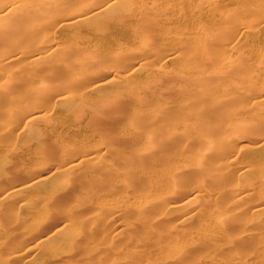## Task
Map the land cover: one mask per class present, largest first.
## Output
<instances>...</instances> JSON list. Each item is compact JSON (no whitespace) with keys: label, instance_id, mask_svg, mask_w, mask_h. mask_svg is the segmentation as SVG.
Segmentation results:
<instances>
[{"label":"rangeland","instance_id":"obj_1","mask_svg":"<svg viewBox=\"0 0 264 264\" xmlns=\"http://www.w3.org/2000/svg\"><path fill=\"white\" fill-rule=\"evenodd\" d=\"M102 1L107 2L108 0H102ZM163 1L168 2V0H158L157 3L158 2L161 3ZM170 1L172 6H176L175 4H177L176 2L177 0H170ZM189 1H190L189 6L191 4L193 6L195 4L199 5L202 2L207 5L213 2L214 0H189ZM223 1L225 3L218 6L219 9L217 10V13L219 15L226 16L230 14L231 9L236 8L242 10V8L244 7L243 0H223ZM136 2L139 4L142 3L141 5H143L145 2V5H147L152 1L148 0L147 2V0H136ZM179 2L180 1H178V3ZM259 3H261L262 6H264L263 5L264 0H262ZM149 5H152V3H150ZM191 7L189 9H191ZM263 9L260 10L259 12L258 11L256 12L253 11L254 10L253 7L252 13H250V15L249 14L245 15L246 17L243 15L242 20L256 23L260 19L261 22L263 20V17L259 15H261L260 12H262ZM177 10L181 14L177 13V11L170 13L167 10L163 9L164 13L166 14V17L164 16L165 20L164 17H162L161 18V20L163 19L162 21L160 20L159 22L153 24V26L157 28L158 32L156 34V37L151 38L152 43L150 45V48L149 47L148 49L145 48L146 50L140 48L139 44L141 38L149 37V36L147 34H143L142 36L137 34V32H139V29H138V24L135 21L128 22V25H130V28L132 29V32L135 34V36L134 37L132 36L131 38H124L117 32V30L113 28L111 29L105 28V23L107 21L106 19L108 18V16L107 14H103V13L99 14L96 18H94V20L92 19L90 23L83 25L81 24L76 28L67 29L66 32L64 31L58 32L59 27H56L57 31L54 29L56 31L55 38L59 42L60 49L64 53L70 55L73 52L77 53L76 56L72 57L68 61L69 64L68 66L73 69H76L74 66L75 64L74 62H76L80 58L87 56L88 54H92V57H94V55L95 57H98L99 50L96 48V44L102 39V35H104V37L108 39L106 46H108L110 52L115 51V49L121 45H125L129 48V53L125 54L122 58L117 60L110 59L106 61L112 64L115 62L116 67L118 68L119 72H121L120 75H127L134 72V68L137 67V65L134 64L135 59L133 58V55L137 53L140 54L141 56H144L145 54V56H148V59L150 61L147 64L140 67L138 69L139 71L136 72L135 80L139 82V84H137V82L135 81H131V82L119 81L117 83L115 82V84L112 85L111 87L108 86L107 88H105V90L99 93L91 94L86 98H84L85 100L83 101V103L84 104L86 103L83 107L84 111L82 110V108L81 111V110H76L74 107H81L78 106L77 103L82 102V100L80 99V95L86 92L87 90L84 89V87H80L81 86L80 83H72L71 85L69 82L70 77H65V75L59 77L57 81H54L52 83L53 86H55L57 89H64L65 86L70 85L71 88L69 89V91L66 92L65 96H67L68 99H66L65 101L64 100L59 101L58 100L59 98H57L56 96H51V98H49L50 100L48 99L45 102V109H44L45 115H47L49 120L52 122L49 123L50 125L48 127L46 126V124H44V122H40L39 124H36L34 127H26V118L24 117L22 119L11 121L10 128L8 129L6 134H4L2 132V127H4L5 125V120L4 118H0V213L2 212L1 214H3L0 215V246H1L0 264H264V252L262 251V249L264 248L260 247L263 246V244H261L260 246L258 244L256 245V240L251 237H248L250 234L245 231L248 234L247 235L241 229V224L238 223H237L238 225L232 224L221 230L216 228L217 226L215 222L221 211L220 209L225 206V203L228 204L229 201L227 200L230 197L229 195L227 196L228 198L224 197L226 194L224 195L223 193L221 195L220 192H222V190L220 189V191H218L219 189L217 190L214 189V186L211 183L209 184L208 182L207 184H204V187H202L203 188L202 189L201 186L203 185L199 184V181L201 179L200 178L201 174L199 173L200 175L198 174L193 175L198 171L196 170L195 172L194 167H193L194 170H191L192 169L191 165L189 166V168L187 167L188 169L186 168L187 170L185 169L186 172L183 171L185 172L184 174L182 173L184 176H182L181 174L182 178L183 177L185 178L182 179L180 176L181 180L179 179L180 182L186 181L187 183V187L185 186L186 185L185 184L183 185L184 186L183 189L188 188L184 190V192L186 191L184 193L183 191H181L183 187L182 182L180 183L181 187L179 188V190L181 192L179 191V193H181V196H182V192L183 194H185L183 195L182 197L183 199L181 198V200L183 202H186V205H189V207L186 206L188 208L186 207L184 208V211L182 210L183 213L188 212L187 214L188 215L187 217L189 218L188 222L185 225H183L184 228L181 226L184 232L187 233L188 240L183 241L177 239V241L167 244L166 242L169 239L170 240L174 239L173 237L165 238L167 232L168 230L171 229V226H173L174 224L176 226L177 222L174 221H176L177 218L183 214L182 211L179 210L181 212L177 213L178 211H175L176 213H174V211L168 210V207L165 205V201L163 203L164 205L161 203L163 202V200H165L164 199L165 194L162 195L163 193H159V192L157 193L154 190L158 196L156 198L155 197L156 193L154 194L152 190L147 191L146 189L147 187L144 188L146 191L143 190L142 188L144 186H141L143 184H141L140 180L138 179L139 177L136 174L130 173L128 175H123V172L124 174L127 172L126 167H128L127 165L128 163L126 165L123 164L124 163V160L122 162L123 156L120 153L117 154L116 152H114L112 148V147H116L113 144L114 142L113 143L111 141L109 142L106 139V141L111 143L112 146L109 143L104 145L105 139L101 138L104 137L105 135L110 136V134L117 137L122 136L121 137L122 139L123 138L126 139V140L123 139L122 143L119 142V144H121V147L123 149L124 148L127 149L126 150L127 152L129 151L135 152L140 150L139 147L130 145L133 142L130 139L131 136L128 135V131L134 128L133 117H135V115L137 114V112L135 111V107H137L138 104H136L137 98L135 97L134 93L137 92L147 93L148 95L145 94V97L152 104H154L159 100L160 95L153 96L152 92H148L146 90L149 87L148 82H151L152 80L150 76L156 75L158 73L159 65L163 64L164 63L163 60L165 59V57H167L165 56L166 53L169 54L171 53V51H174V47L177 48V50L176 48L175 50L177 52H180V55L183 47L184 48L186 47L187 50L188 47L187 44L183 46L178 42L179 39L178 37H181V35L178 36L179 35L178 33L179 32L180 34L185 33V35H187L188 38H190L188 32H190V34L191 32L193 33V31L189 29L190 23L193 24V21L195 20L196 21L198 20L200 21V19L202 20V17L199 16L196 17L195 16L196 13L194 11L193 12L195 14L192 11L190 12L187 8L182 11L181 10L179 11V8ZM187 11H189V13L193 16L192 17L190 16L188 18L187 16H189V13L186 15ZM262 13L264 15V11ZM60 16L61 13L56 14L54 18L53 17L51 18L53 19V21H57ZM182 16L183 19L181 21ZM186 19L187 20L190 19L191 21L189 20L190 22H188ZM204 20H206V18H204ZM196 21L194 23H196ZM260 22H257L256 24L254 23L252 24L257 26V24ZM54 30L49 29V34L47 33L48 30L45 31L46 33L45 36L46 35L53 36L55 33ZM175 32H178L177 33L178 35L177 34L169 35V33H175ZM176 35L177 38H174ZM238 37L236 38L238 39ZM179 44L181 45V47ZM191 46L192 45H189L188 47L189 52H185L186 50L184 51V49L183 51L186 53V55L187 53H189V58L190 57L192 58L188 59V61L193 59L192 60L193 63L192 61L188 62L187 63L188 67H187V65L184 63L185 59L183 58V56L179 58L180 60L171 61L166 65V69H165L166 76L164 75L163 78V88L172 86V84H175L177 88H180L179 90H174V91L163 90L164 102H168L170 107L176 114H180V107H181L180 104L181 102L184 103V100L187 99H188L187 101L188 115H191L192 113L198 111V108L193 106V101L191 99L192 97H194V95L188 94V92L191 91L189 90L191 86H189L190 82L188 81V78H186V75L189 74H193L194 77L196 76L194 73L196 71L197 63L195 61H197V59L195 58H197L198 56L193 58V54L196 55V51L194 47ZM11 48L13 47L12 46L10 47V44H5L0 46V54H2L1 56H3V52H5L4 54H8L9 52H11L12 51ZM180 48L181 50L178 51V49ZM190 48L192 50L191 53H193L192 55H190L191 54ZM239 53L242 55L240 56L242 57L241 61L244 59L243 62L245 63V67L248 68V70L242 76H245L244 78H246L247 76H248L247 78H249V76L254 77L253 79L254 80L256 79L257 84L255 83L254 87H252L249 90V92L247 91L248 94L242 93L241 95L235 97V100L232 103L235 104L236 102H238L241 103V105L244 104V106L248 105L249 107L251 105H254V103L256 102L258 103L257 104L258 108L261 110L262 108H264V65H263L264 61L263 62L260 61L259 58H260V54L264 53V32L261 33L259 36H256L255 40H251L249 42L242 41L239 44L235 53L234 51L231 52L224 48L219 50L218 55L221 57L222 62H225L230 58H232L233 60L236 56L239 55ZM28 60L29 58L27 56L22 57L19 65L27 62ZM166 61L167 59L165 60V62ZM241 61L240 63L244 65L243 62ZM106 62L103 63L102 61L93 62V64L89 66L90 68L89 70L93 72H91V76L87 78V80L91 78H93L94 80L103 79L99 81L100 83L104 82V80H107V78H109V74L107 75V77L101 78L104 75L103 73L104 68L102 67ZM194 63L195 66L193 65L191 68V65ZM132 64H134V66H132ZM60 66L64 67L62 64H60ZM75 71H77V69ZM45 72L46 69L44 67H41L32 76L33 78L30 81L32 85L31 88L32 90H35L36 88L35 85L37 84V82L41 80L42 76L45 75ZM238 76H239L238 73L231 74L226 78L225 82H222L223 85L221 87H219L220 83L217 84V82L219 81H214L213 83H210V88L216 89L217 86L219 88H222L224 86L227 90L232 91V86H231L232 80L238 78ZM172 77L174 78L172 79ZM16 84L17 86L12 88L11 90L12 95L16 97L18 100L23 102L25 101L23 92L26 89L23 88V86L20 83L16 82ZM117 91L123 94L122 98L124 100V103L121 104V106H119L118 108H116L115 111H111L107 115L109 121V127L106 128L104 131H99V132L94 131L91 127H86L88 119L94 116L93 114L96 115L99 113L98 111L92 112L91 107L94 106L97 102L104 100L108 96L114 97L115 96L114 93ZM193 91L194 90H192V92ZM214 94L217 93L214 92ZM45 98H47V96H45ZM40 105L43 106V103H41V101H40ZM0 107L2 108V110L5 111L12 108L11 106L8 105H5L4 107L2 106ZM143 110L146 111V114L149 113V111L147 109L145 110V108L144 109L142 108V111L141 110L140 111L143 113ZM21 111L22 113H24L26 111H29V108H26V105H24ZM141 112H139L138 114H142ZM146 114L143 113L142 115L145 116ZM159 116H161V112L159 113ZM261 116H259L258 119L256 118L255 121L252 120L253 122L250 123L249 125H252V127H259L261 129H264V127H262V125L264 124V115L263 117ZM238 117H245L246 119H248L249 117H251V114L248 113L246 110H243L241 111V113L239 112L235 114L232 118L236 120L238 119ZM214 120L215 118L212 117L210 121L213 122ZM228 120L229 119L221 118L217 120V123L219 124V126H222L227 124ZM187 124H193V119L190 116L187 117ZM215 124L213 122L212 124H210L209 128L215 127L216 126ZM147 125H150L151 127L158 126V125H154L150 121L147 122ZM258 132H260V130ZM258 132L257 133L252 132L249 135L240 134L234 136V137L237 136L238 139L234 138L237 141V143L233 144V147H230L231 150L233 149L234 152L235 151L238 152L239 150L242 149V147L245 146V149H242L240 151L241 152L239 156V158H241L240 161H244V157L251 154L250 149L256 144L253 141H255L261 136ZM139 133L140 136L142 137L146 136V133L144 135V132L139 131ZM73 134L78 135L79 140L77 141H80L79 143L83 144L88 148L93 146V147H97L98 149L99 148L98 146H100V148L91 155L92 161H90V166L84 168L86 170L83 169L82 174L83 173L85 174L86 172L83 181L85 180L86 177H87V181L89 179L91 180V178L95 180L97 177L99 176L101 177V175H97L95 173L100 174L102 168L100 169L93 166L92 169V164L100 165V163H102L101 165L104 164L103 166L105 167L107 165L106 163L108 164L113 163L115 164V166H119L117 167L119 171L121 170L120 168H123L125 170L123 169H122L123 171L121 170L122 174L121 173L116 174L118 170L115 172V174L112 173L114 171L112 172L109 171L110 174L112 173L113 175H117V176L114 177L111 174V176L113 177L111 178L109 177L110 182L109 180H107L105 185H100L102 186V188L100 186L97 188V186L92 185L94 186L93 188L91 185L88 184L91 181L90 182L85 181L87 184L84 182L86 184L85 185L86 187L84 186V183L82 185L83 187L81 186L83 181L81 183L76 182L75 187H73L75 191L73 190L70 193L72 196L75 195L73 198L74 200L71 202L72 200L71 199L70 200L71 203L67 202L65 203L66 205L57 204L60 207V208L58 207V209H62V210L64 209L70 211V213L71 211L72 212L74 211L73 212L74 215L69 217L66 216L67 218L65 216H64L65 218L63 216H62L63 218L60 216L62 219L59 217L56 218L50 217L48 218L49 220L42 221L41 218L45 215L44 213H42L43 211L42 208L44 210L45 208L42 201L40 202L42 198L40 199L39 197H43L45 200L47 199L51 200L52 197L51 196L49 197L51 193L48 192L52 191L56 187H57L56 190H58L60 182L64 178L63 175L64 167H60L59 170L57 169L61 165V163L64 162L65 160L63 159L61 153H59V150L62 147L72 148L73 146H75L74 144H76L75 143L76 140L74 138L75 135L72 136ZM129 141H131V143H129ZM186 143L188 142L182 144L181 147H183L184 145L185 148V146H187ZM107 145H109L110 148L109 146L107 147ZM16 146H25V149H28L26 151L25 158L22 157V159L20 160L18 159L19 157L13 156V151ZM105 146L109 149L112 148L111 153L109 152L110 150L109 151L105 150L104 153L105 154L107 153L106 155L102 152ZM247 146H249V149ZM42 147H44L43 151L45 155H47L48 157L47 156L43 157L42 155L32 156L31 150L34 151L37 148L40 149ZM188 147H189V143H188ZM172 148H175L174 145ZM176 149L177 148H175V150ZM173 150L174 149H172V151ZM181 150L182 149L179 148V151H176V154L173 153L175 151H173L172 153L174 155H177ZM108 152L110 153L109 155ZM192 154L195 155V153ZM29 158L30 160H28ZM9 161L11 162V164H9L10 163ZM121 164L124 166H122ZM152 164L155 165L154 162ZM152 164H148L150 165L149 166L150 168L151 166H153L154 168L157 165L156 164L154 166ZM158 166H156V168ZM139 167L142 170L141 166H137V168L135 167V170L134 169L133 170L136 171V173H140L141 171H139L138 169ZM160 167L161 165L159 166V169ZM150 168L148 169L149 171L152 170V168L151 169ZM128 170L130 171L129 167ZM105 172L109 173L107 172V170ZM158 172H160L159 176L160 179H162L163 173L160 170H158V168L153 170L152 172L151 171L149 172L150 173L149 175H151L150 178L152 177L153 179L152 174L156 177L158 175ZM191 172L193 174H191ZM101 174H103V170ZM53 176L55 178H52ZM42 177L49 179H47L41 186V189L39 190L40 194L39 193L37 194L36 200H34L36 197L32 196L31 192L20 193L21 196L17 195L16 197L9 192L11 188L12 180H14V182H25L32 178H42ZM198 177L199 180H197ZM51 178L52 180H50ZM231 178L229 179L231 180L232 183L229 181L231 183L229 184L228 182L229 185L235 184V181L237 180V175L235 176L236 180L234 179L232 180ZM155 179L158 180V176ZM108 185L109 188H107ZM147 185L149 186L148 183L145 184V186ZM258 185H261V183L260 184L258 183ZM258 185L256 186L258 187ZM52 187L54 188L51 189ZM197 187L199 189L201 188L200 193L203 196V198L202 196L197 198L196 196L191 194L190 190L193 191L195 189L197 191L198 190ZM212 187L214 193L212 192ZM89 188L92 189L89 191ZM99 188L101 189L106 188L107 190H104V192H102L103 190L102 191L99 190V192H95V190ZM140 190L143 192L145 191L144 192L145 194H143ZM146 192L148 194L147 197L145 196ZM203 192H206L208 195L210 193L214 194V198L208 199L209 201L206 200L205 198H208V196H206L207 194L203 195L202 194ZM77 194L78 195L80 194L79 196L80 198L76 196ZM152 194H154V196H152ZM219 194L221 195V197L219 196L217 200L213 201V199H215ZM259 194L252 196L254 198L256 197V199L252 198L254 201L251 199L250 200L251 204L253 202L259 204L264 201L261 200L264 197L262 195L264 193H262L261 195ZM142 196L144 197V199H142L143 198ZM159 196L161 197L163 196L162 197L163 199ZM181 196L180 194H178V197ZM33 197L34 199H32ZM147 198H149L150 200L153 199L152 201H154V199L158 201L156 202L154 201V203L151 202V204L154 205L149 204L148 206L150 207L146 206V208L147 207L148 208L145 210L144 207L145 205L143 204V201L145 204H147V202H145ZM25 200L27 201L25 202ZM229 200L232 201L231 199ZM187 201L189 202L188 204ZM54 203L56 204L55 201L53 202V204ZM255 204H252L251 206ZM20 205L22 206L26 205L25 206L26 208L22 209L21 208L22 206ZM49 207L53 208V205ZM143 208L145 211L143 210ZM185 209L186 210L189 209L190 211L188 210L186 212ZM198 209L199 210L201 209L202 211H197ZM3 212H7V215L10 212L9 217L11 214L12 218L11 217L9 218L6 215V213L4 216ZM189 214H193V215L195 214L196 216L193 217V215L190 216ZM262 215L264 216V214ZM208 216L210 220L209 223H207L204 220ZM246 216L247 218L245 217V215L242 218H240V223L243 224L245 223V225L246 224L250 225L248 224V222L251 221L250 220L251 217L249 215ZM263 216H261V218ZM94 217L98 219V223L93 227H89L88 225L85 226L86 225L85 221H87L88 224L89 220L95 219ZM190 217L191 218L193 217V219H191ZM249 217L250 219H248ZM202 220L204 221V223ZM200 222L204 224V228H202L203 226L202 224H199ZM69 223H71V225H69ZM19 224H21V226ZM68 225L70 227H68ZM199 225L201 227H199ZM205 225L207 226L205 227ZM57 229H59L60 231ZM55 230L57 231L54 232ZM44 238H48L49 242L46 240V242H48L46 243L47 245L44 244L45 246L43 245L42 247L35 249L36 246L35 244H37L41 239ZM19 242L22 244H19L21 247L17 249ZM177 242L181 246H183L181 247L183 248L182 252L176 249V244H178ZM13 248L19 250L20 252L19 254L20 258L18 256L16 261L14 259V262L10 261L11 258L8 253L9 250H12ZM259 248L261 249L259 250ZM25 251L27 253H25ZM8 259L10 263L8 262Z\"/></svg>","mask_w":264,"mask_h":264},{"label":"bare ground","instance_id":"obj_2","mask_svg":"<svg viewBox=\"0 0 264 264\" xmlns=\"http://www.w3.org/2000/svg\"><path fill=\"white\" fill-rule=\"evenodd\" d=\"M151 1L152 2L150 3H152V5H149L150 3L148 4L146 3L147 5H145V2L143 5H141L142 3L139 4L136 2V0H108L107 2H103L102 0H0V46L5 44H10V47L11 46L13 47L11 48L12 51L9 52L8 54H4L5 52H3V56H1L2 54H0V106L4 107L5 105H8L12 107L7 111L2 110V108L0 107V118H4L5 120V125L4 127H2V132L6 134V132L11 126L10 123L11 121L22 119L24 117L26 118V127H34L36 124H39L40 122H44V124H46V126L48 127L50 125L49 123L52 122L49 120L47 115H45V111H44L45 102L49 98H51V96H56L57 98H59L58 99L59 101H63V100L65 101L66 99H68L67 96L65 95L66 92L69 91V89L71 88L70 85L65 86V88L63 86L64 89H57L52 84L54 81H57V79H59V77H62L63 75H65V77H70L69 82L71 85L72 83H80L81 85L80 87H84V89L87 90L86 92L80 95V99L82 100V102L77 103V105L81 107H74L76 110H81L82 108V110L84 111L83 107L86 104L83 103V101L85 100L84 98H86L91 94L99 93L105 90V88H107L108 86L111 87L112 85L115 84V82L116 83L119 81L137 82L135 80L136 72L139 71L138 69L140 67L147 64L150 61L148 59V56H145V54L144 56H141L140 54L137 53L133 55V58L135 59L134 64L137 65V67L134 68V72H133L134 74L130 73L132 75L130 74L120 75L121 72H119L118 68L116 67V63L114 62L112 64L106 61L110 59L117 60L122 58L125 54L129 53V48L125 45H121L117 47L115 51L110 52L108 46H106L108 39H106V37L102 35V39L96 44V48L99 50L98 57H95V55L94 57H92V54H88L87 56L78 59L76 62H74L75 63L74 66L77 69V71H75L76 69H73L68 66L69 65L68 61L72 57L76 56L77 53L73 52L70 55L64 53L60 49L59 42L55 38V34L57 31L56 27H59L58 32L61 31L66 32L67 29L76 28L81 24L83 25L90 23L92 19L94 20V18H96L99 14L103 13V14H107L108 16V18L106 19L107 21L105 23V28L107 29L113 28L117 30V32L124 38H131L132 36L133 37L135 36V34L132 32V29L130 28V25H128L129 21L131 22L135 21L138 24V29H139V32H137V34H139L140 36H142L143 34H147L149 36V37L141 38L139 44L140 48L148 49V47L150 48V45L152 43L151 38L156 37V34L158 32L157 28H155L153 24L159 22L162 17L164 16L166 17V14L164 13L163 9L167 10L170 13H173L175 11L179 13L177 10L178 8L179 11L185 10L186 8L190 12L194 11L197 14L196 15L193 12L195 16L202 17V20L201 19L200 21L195 20L196 23H194L195 21H193V24L190 23L189 29L193 31V33L191 32L192 35L190 34V32H188L190 38H188V36L185 35V33L180 34V32L169 33V35L172 34L175 35L177 33L179 34V35L177 34L178 36L181 35V37H178L179 38L178 42L183 46L186 44L188 47L189 45H192L196 51V55L191 53L192 51L191 48H190V53H191L190 55L193 54V58L198 56L197 58H195L197 59L198 62L195 61L194 59V61L198 64V65L196 64V71L194 73L196 76L194 77L193 74L186 75V78H188V81L190 82L189 86L192 87V88L190 87L191 89L189 88V90L191 91L188 92V94L194 95L195 98L192 97L191 99L193 101V106L197 107L198 111L192 113L191 115H188V102H187L188 99L184 100V103L181 102L180 114L174 113L169 103L164 102L163 90L174 91L180 89L177 88L175 84L163 88V78L164 75L166 74L165 69L167 63L175 60H180L179 58H181L182 56L185 59L184 63L186 65L188 62L193 60L192 59L188 61V59L192 58V57L189 58V53H187V55L185 53V52H189L188 47L186 50V47L184 48L182 46L184 51L185 50L186 51L184 52L182 49L183 52L181 51V55L180 52L176 51L177 48L174 47V51H171V53L169 54L166 53L165 56L167 57L164 56L165 57V59L163 60L164 63L159 65L158 73L156 75L150 76L152 80L150 79L151 82H148L149 87L146 89L148 92H152L153 96L160 95L159 100L154 104H152L145 97V94L147 93H141V92L134 93L135 97L137 98L136 104H138V106L136 105L137 107H135V111L137 112V114L135 115V117H133L134 128L128 131V135L131 136L130 139L133 142L131 143V141H129V143H131L130 145L139 147L140 150L135 152L134 151L127 152L126 151L127 149L125 148L123 149L121 147V144H119V142L122 143V140L123 139L126 140V139L125 138L122 139L121 138L122 136L117 137L110 134V136L105 135L104 137L101 138L105 139L104 145L108 144L110 141L112 143L114 142L113 144L116 146V147H112L114 152H116L117 154L120 153L123 156L122 159V162L124 160L123 164L126 165L128 163L127 165L130 171L128 170V167H126L127 174L126 173L124 174L123 172V175H128L130 173L136 174L139 177L138 179L140 180L141 184H143L141 186H144L142 188L143 190H145L144 188L147 187L146 188L147 191L152 190L154 194L156 192L163 193L162 195L165 194L164 195L165 200H163V202L161 203L163 204L165 201V205L168 207V210L174 211V213H176L175 211H178L177 213L181 212L182 210L184 211V208L186 206L189 207V205H186V202H183L181 200L183 195H185L183 194L184 190L188 189V188L183 189L184 188L183 185L186 184L185 186L187 187L186 181H181L183 186L181 190L183 191L182 196L181 193H179L180 191L179 188L181 187L180 180L182 176H184L183 174L186 172L185 169L187 167L189 168V166L191 165L192 166L191 170H194L193 169L194 167L195 168L194 171L196 172L197 170L198 172L195 173L193 171L195 174H193L192 172L191 174L193 175L201 174L200 177L201 179L199 181V184L203 185L201 186V188L204 187V184H207V182L209 184L211 183L214 186V189L216 190L219 189L218 191H220V189L222 190V192H220L221 195L222 193L224 195L226 194L224 197H227L229 195L230 197L229 199L232 200L230 201L229 199L228 200L226 199L227 201H229L228 204L225 203V206L220 209L221 211L215 222L217 226L216 228L221 230L232 224H236V225L241 224V229L244 232L246 231L247 233L250 234L248 237L255 239L256 245L258 244L260 246L261 244H263V246L260 247L264 248V219H263L264 216L262 215L264 214V201L263 202L261 201L262 203L259 204L256 202L255 204L253 202L252 204H255L253 206H251L252 204L250 203V200L252 198L256 199V197L254 198L252 196L259 193L261 194L264 193V129H261L259 127H252V125H249L250 123L255 121L256 118L258 119L259 116H261L262 114L264 115L263 112L264 108H262L263 110L261 109L262 110L261 111L257 106L258 103L256 102H255L256 104L254 103V105H251L249 107L248 105L247 106L246 105L244 106V104L241 105V103L238 102H236L235 104L232 103L234 102L235 97H237L238 95H241L242 93L248 94L249 90L252 87H254L256 83V79L254 80L253 79L254 77H250V76L249 78H247L248 76L246 78H244L245 76H242L248 70V68L245 67V63L243 62L244 59L241 61L242 58L240 57L242 56L240 54L241 52L233 60L232 58H230L225 62H222L221 57L218 55L219 50L224 48L231 52L234 51L235 53L239 44L242 41L249 42L251 40H255L256 36H259L261 33L264 32V15L262 13L264 11L263 9L264 6H262L261 3H259L262 0H243L244 7L242 8V10L236 8L231 9L230 14L226 16L219 15L217 13V10L219 9L218 6L225 3L223 0H214L213 2L207 5L202 2L199 5L195 4L193 6L192 4L189 6L190 3L189 0L188 2L187 0H177L176 2L178 5L175 4L176 6H172L170 0H168V2L163 1L161 3L159 2L157 3L158 0H151ZM178 1L180 2L178 3ZM190 7L191 9H189ZM262 9L263 11L260 12L261 15L259 16L263 17V20L261 19L262 20L261 22L260 19L259 21H257L260 22L257 24L258 27L254 25L257 22L255 23V22L242 20V16L248 14L250 15V13H252V10L259 12ZM189 11H187L186 15L189 13ZM59 13H61V16L58 18L57 21H53L51 17L54 18V16ZM190 16L192 17L193 15L189 13V16L187 17L189 18ZM204 18H206V20H204ZM182 19L183 16L181 18V21ZM189 20L190 19H188L187 21L190 22L191 20L190 21ZM49 29L56 30V31L54 30L55 33L53 36H48V35L45 36L46 34L45 31L48 30L47 33L49 34ZM177 35L174 38H177ZM236 37H238V39ZM180 50L181 48L178 49V51ZM24 56H27L29 60L19 65L20 60ZM166 59L167 61L165 62ZM259 59L262 62L264 61V53L260 54ZM101 61L102 63L106 62L102 67L104 68L103 69L104 75L101 78L107 77L108 74H109V78H107V80H104V82L102 83H100L99 81L103 79L94 80L93 78H91L87 80V78L91 76V72H93L89 70L90 69L89 66L92 65L93 62H101ZM240 61L243 62L244 65H242ZM60 64H62L64 67H61ZM134 64H132V66H134ZM193 65L195 66V63L191 65V68ZM41 67H44L46 69L45 75L42 76L39 82H37V84L35 85L36 87L35 90H32L31 89L32 85L30 81L33 78L32 76L35 74V72ZM237 73L239 74V76L241 75L242 77L238 76V78L232 80L231 83L232 91L227 90L224 86L222 88H219L223 85L222 82H225L228 76ZM173 78L174 77H172V79ZM214 81H219L217 82V84L220 83L219 87L217 86L216 89L210 88V83H213ZM16 82L20 83L23 86V88L26 89L23 92V96L25 97V101L23 102L18 100L16 97L12 95L11 90L12 88L17 86ZM137 84H139V82H137ZM192 90L194 91L192 92ZM214 92L217 94H214ZM114 94H115L114 97L108 96L104 100L97 102L94 106L91 107L92 112L98 111L99 113L96 115L93 114L94 116L88 119L86 127H91L94 131L97 132L104 131L106 128L109 127V121L107 115L111 111H115L116 108H118L119 106H121V104L124 103V100L122 98L123 94L121 92L117 91ZM45 96H47V98H45ZM40 101L41 103H43V106L40 105ZM24 105H26V108H29V111L22 113L21 109L23 108ZM142 108L143 109L145 108V110L147 109L149 111L148 113L149 115H148L146 114V111L143 110V113L148 116L142 115L143 114L141 112ZM243 110H246L248 113H250L251 117H249L248 119H246L245 117H238V119L236 120L232 118L235 114L239 112L241 113V111ZM153 111L156 113H154ZM139 112H141L142 114H138ZM160 112H161V116H159ZM263 115L261 117H263ZM188 116H190L193 119V124H187ZM212 117L215 118L213 122L214 124L216 123L215 124L216 126L214 125L215 127L209 128L210 124L213 123L210 121ZM221 118L229 119L228 123L219 126L217 120ZM149 121L152 122L154 125H158V126L151 127L150 125H147V122ZM263 125L262 127H264ZM259 130L260 132H258ZM139 131L144 132V135L146 133V136L143 137L140 136ZM252 132L254 133L258 132L261 136L256 140L254 139L255 141L253 142H255L256 144L253 147L251 146L252 148L250 147L251 154L245 156L244 161H240L241 160V158H239L241 153L240 151L242 149H245V146L242 147V149L239 150L238 152L237 151L234 152L233 149L231 150L230 147H233V144L237 143L235 139H238L237 136L236 137L234 136L240 134L249 135ZM74 135L75 134H73L72 136ZM74 138L76 140L75 142L76 144H74L75 146H73L72 148L62 147L59 150V153H61L63 159L65 160L64 162L61 163V165L58 167L57 170H59L60 167H64L63 169L64 178L60 182L58 190H56L57 187L56 188L52 187L51 189L53 188L54 189L48 192L51 193L49 197L51 196L52 199L54 198L56 199L49 200L46 198L47 200H45L43 197H39L40 199L42 198L41 200L38 199L40 200V202L42 201L45 208V210L42 208L43 210L42 213L45 214L41 218L42 221L44 220L47 221L49 220L48 218L50 217L61 218L62 216L69 217L74 215L73 214L74 211L73 212L71 211L70 213V211L64 209L63 210L58 209L59 207L58 205H64L67 202L71 203L74 200L73 198L75 195L72 196L70 193L73 190L75 191L73 187H75L76 182L81 183L83 181L84 175H86V172L85 174L84 173L82 174L83 169L86 168L87 166H90V161H92L91 155L100 148V146H98L99 147L98 149L97 147H93V146L88 148L83 144L79 143L80 141H77L79 140L78 135H75ZM106 139L109 142H107ZM185 142L189 143V147H188V143H186L187 146H185V148L187 149L184 148V145L183 147H181L182 144H184ZM109 144L111 145V143ZM173 145L175 148H177L176 150L175 148H172ZM108 146L109 145H107V147ZM107 147L105 146V148ZM247 147L249 149V146ZM43 148L44 147L40 149L37 148L34 151L31 150L32 156L42 155L43 157L44 156L46 157L47 155H45ZM105 148L102 151L103 153L105 152V150L108 151L110 150L109 152L111 153L112 148L109 149L110 146L107 149ZM179 148L182 149L181 150L182 152L181 151L179 153L177 152L178 154L174 155L176 154V151H179ZM172 149H174L173 151L175 152H173ZM27 150L28 149H25V146H16L13 151V156L19 157L18 159L21 160L22 157L23 158L26 157ZM109 152L108 155L110 154ZM192 153H195V155ZM124 156L126 160L124 159ZM30 158L28 160H30ZM153 162L155 163V165L157 164L156 166L161 165L162 168L160 167L159 169V166L157 168L163 173L162 179H160L159 176L160 172H158V175L155 174L158 176V180L155 179L157 178V176L155 177L153 174H152L153 179L152 177L150 178L151 175H149L150 174L149 172L150 171L152 172L153 170L157 169L156 166L152 164ZM156 162H158L159 164ZM9 164H11V162ZM101 164L102 163H100V165ZM106 164L105 167L103 166L104 164L101 165V167L99 164H98L99 166L92 164V169L93 166L100 169L102 168L103 174H101L102 170L100 171L101 173L99 172L100 174L95 173L96 171L94 170L95 171L94 173L97 175H101V177L99 176L100 178L97 177L95 180L91 178V180L89 179L88 181L86 177L85 180L82 182L81 186L85 181L87 182L91 181L88 184L91 186L92 185L97 186L98 188L100 185H105L107 180H109L110 182L111 177L117 176L112 174V173L115 174L117 170L118 171L116 172V174L117 173L122 174L121 170L123 168H120L121 170L119 171V169L117 168L119 166H115V164L113 163L111 164L106 163ZM148 164L154 165L155 169L153 168V166H151L152 170L149 171L148 169L150 168L149 167L150 165ZM137 166H141L142 168V170L140 169V167L138 168L139 171H141L140 173H136V171H134L135 167L137 168ZM105 169L107 170V172L114 171L111 173L113 176H111L110 172L106 173ZM236 175H237V180L235 178ZM104 177L106 178L108 177V178L106 179ZM52 178L55 177L53 176ZM52 178L50 180H52ZM184 178L185 177H183L182 179ZM229 178H231L232 180L234 179L237 182L235 181V184L229 185L232 183ZM47 179L49 178H43V177L32 178L25 182H14V180H12V184L9 192L15 197L17 195L21 196L20 193L31 192L32 196L36 197L37 194L39 193V190L41 189V186ZM197 180H199V177ZM85 183L84 186L87 184ZM144 183L145 184L148 183L149 186L148 185L145 186ZM258 183L259 184L261 183V185H258ZM256 185H258V187ZM94 186L92 187L94 188ZM100 187L102 188V186ZM101 188L96 189L97 191L95 189L94 190L95 192H99V190L101 191L103 190L102 192H104V190H107L106 188L105 189L104 188L101 189ZM107 188H109V185L107 186ZM201 188L200 189L198 188L197 191L195 189H194L195 191L190 190L191 194L199 198L200 196H202L200 193ZM91 189L89 188V191ZM141 192L145 194L143 191ZM212 192L214 193L213 187H212ZM157 193L155 194L156 198L158 197ZM154 194H152V196H154ZM178 194H180L181 197H178ZM202 194L206 195L207 193L203 192ZM147 195L148 194L146 192L145 196L147 197ZM221 195L220 194L217 195V197L213 199V201L217 200V198H219V196L221 197ZM262 195L264 196V194ZM76 196L79 197L80 194L79 195L77 194ZM206 196H208V198H205L206 200L214 198V194L212 193H210L209 195L207 194ZM34 197L32 199H34ZM263 198L260 199L264 200ZM36 199L37 197L34 200ZM142 199H144V197ZM152 200L147 198V200L145 201L147 202V204H145L143 201V204L145 205V206L143 205L145 207V210L148 207H150L148 205L151 204V202L154 203V201L155 202L158 201L155 199L154 201ZM26 201L27 200H25V202ZM52 201L53 202L55 201L56 204L55 203L53 204ZM188 203L189 202L187 201V204ZM50 204L53 205V208L51 207L52 211L51 208L49 207L52 206ZM25 206L23 205L21 208L25 209L26 208ZM146 206L148 207L146 208ZM188 210L185 209L186 212ZM197 211H202V210L198 209ZM1 213L0 215H3ZM3 213L4 216L5 213L7 215V212H3ZM9 213L7 215L8 217H9ZM187 214L188 212L183 213L180 217L177 218L176 221H174L177 222L178 224L176 223V226L175 224L171 226V229L168 230L167 232L168 236L166 235L165 237V238L173 237L174 239L173 240L169 239L166 242L167 244L173 243L174 241H177V239L183 241L188 240V235L183 230L184 228L183 225H185L189 219L187 217L188 216ZM189 215L192 216L193 214H189ZM244 215L246 218H247L246 215H249L251 217V219L250 217L248 218L252 221V222L249 221L250 223L248 222V224L250 225L247 224L245 225V223L244 224L240 223V218H242ZM194 216L196 215L194 214L193 217ZM261 216L263 217L261 218ZM193 217L190 218L193 219ZM204 220L207 223H209L210 221L209 216ZM85 222L86 225L83 223L85 226L88 225L89 227H93L98 223V219L95 218L89 220L88 224L87 221ZM21 224L19 225L21 226ZM199 224H202V222H200ZM69 225H71V223H69ZM69 225L68 227H70ZM202 225H203L202 228H204V224ZM206 226L207 225H205V227ZM199 227L201 226L199 225ZM57 230H55L54 232H56ZM48 238H44L41 240L39 239L40 241L37 244H35L36 245L35 249L42 247L44 244L47 245L46 243L49 242ZM46 240L48 242H46ZM19 244L22 243L20 242L18 243L17 249L21 247ZM181 247L183 246H181L179 243L176 244V249L182 252L183 248ZM261 248H259V250ZM13 249L7 252L9 253L11 258V259L9 258L10 261L14 262V259L16 261L18 256L20 258L19 255L20 252L15 248ZM262 251L264 252V249H262ZM25 253L27 252L25 251Z\"/></svg>","mask_w":264,"mask_h":264}]
</instances>
